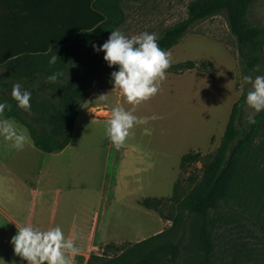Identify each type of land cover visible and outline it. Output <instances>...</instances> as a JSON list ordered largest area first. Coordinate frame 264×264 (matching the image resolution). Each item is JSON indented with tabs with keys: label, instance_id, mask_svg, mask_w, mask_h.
<instances>
[{
	"label": "trees",
	"instance_id": "trees-1",
	"mask_svg": "<svg viewBox=\"0 0 264 264\" xmlns=\"http://www.w3.org/2000/svg\"><path fill=\"white\" fill-rule=\"evenodd\" d=\"M61 0H30L8 12L17 25L32 22L36 13L57 12ZM149 0H94L88 9L0 41V102L10 104L4 117L24 126L36 148L49 154L64 151L73 138L75 121L87 102L91 88H112L110 74L116 70L96 55H87L93 44L107 40L111 30L127 23V4ZM261 0H193L187 18L164 28L156 37L165 51L175 48L203 21L224 16L238 44L241 78L264 75V26L251 22L253 8ZM56 53L55 65L48 60ZM64 75L55 83L47 76ZM189 71L214 76L212 62L186 61L171 65L166 73ZM31 92L30 111L16 106L11 96L15 83ZM245 83L233 104L219 147L210 154L191 151L181 159L188 173L176 181L169 198L140 202L171 222V227L143 241L121 245L109 243L92 254L86 264H224L217 232L224 225L249 228L264 235V111L248 123ZM199 168L189 170L191 165ZM226 264V263H225Z\"/></svg>",
	"mask_w": 264,
	"mask_h": 264
},
{
	"label": "rangeland",
	"instance_id": "rangeland-1",
	"mask_svg": "<svg viewBox=\"0 0 264 264\" xmlns=\"http://www.w3.org/2000/svg\"><path fill=\"white\" fill-rule=\"evenodd\" d=\"M191 1L149 0L127 4L124 9L127 23L121 32L131 37L146 31L157 37L164 28L187 18ZM250 19L264 26V0L253 8ZM168 53L171 65L209 61L215 65L216 73L214 76L198 71L182 75L166 73L158 94L137 105L133 112L146 122L135 125L119 149L105 133L112 107L132 109L119 89L94 85L90 90V106L77 118L80 120L75 124L72 142L64 152L72 163L69 186L72 190H63L62 198H70L72 211L65 210L67 215L58 212L57 224L64 219L66 225L73 224L75 206L81 201L79 215L85 220L81 223L91 226L95 218L98 221L100 242L88 255L99 253L105 244L140 242L160 229L171 227L170 221L163 226L159 215L143 208L140 202L171 197L176 181L188 176L180 169L182 157L191 151L210 154L219 147L232 106L242 95L245 82L241 78L238 44L224 16L199 23ZM87 55L103 58L104 53L92 49L82 57ZM101 95L106 97L99 100ZM252 111L248 108L247 114ZM200 166L191 165L189 170ZM77 168H81L80 173ZM65 183L60 186L67 189ZM216 240L220 249L218 258L224 264H264L263 234L224 225Z\"/></svg>",
	"mask_w": 264,
	"mask_h": 264
},
{
	"label": "clouds",
	"instance_id": "clouds-1",
	"mask_svg": "<svg viewBox=\"0 0 264 264\" xmlns=\"http://www.w3.org/2000/svg\"><path fill=\"white\" fill-rule=\"evenodd\" d=\"M93 49L97 53H104L103 59L109 68L115 66L116 70L110 74L113 88L119 89L126 102L132 105L131 110L112 107L110 118L105 122L108 139L119 149L131 134L130 130L146 122L133 112L137 105L148 101L160 91L161 83L167 78L166 70L171 66L170 53L159 47L154 33L145 31L128 37L119 29L111 30L108 39L102 45L93 44ZM58 58L56 53L52 54L48 60L49 65H55ZM63 75L62 71H55L46 79L47 82L55 83ZM243 81L251 84L245 104L253 110L248 115V123L254 124L255 115L264 111V75L254 79L245 75ZM31 95L19 82L12 86L11 96L17 102L16 106L26 112L31 109ZM105 97L101 95L98 99L103 100ZM11 108L10 104L0 102V138L11 142V146L19 150L30 142V137L21 125L4 117L5 111H11ZM10 242L14 253L22 261H27V264H74V257L80 253V248L74 244L73 239L64 235L59 225L41 230L25 224L17 227Z\"/></svg>",
	"mask_w": 264,
	"mask_h": 264
},
{
	"label": "crops",
	"instance_id": "crops-1",
	"mask_svg": "<svg viewBox=\"0 0 264 264\" xmlns=\"http://www.w3.org/2000/svg\"><path fill=\"white\" fill-rule=\"evenodd\" d=\"M23 1L25 0H0V41L88 9L94 2L61 0L60 8L57 12L53 11L52 15L49 11L36 13L32 22L26 24L20 22L21 24L15 25L8 20V12L17 9V5L21 6ZM88 106L89 99L80 109L78 116ZM22 127L30 137L28 130ZM65 150L55 154L45 153L34 146L31 137L23 149L17 150L11 146V142L0 138V264H27V261H22L14 253L10 242L17 232V227H23L25 224H31L41 230L59 225L64 235L73 239L74 244L80 248V253L74 257V264H86L93 254L92 252L88 255L87 252L96 249V243L100 242L97 239V219L95 218L91 226H88L83 216L79 215L82 210L81 201L75 206L76 217L73 224L66 225L65 219L57 224L58 212L67 215L65 210L72 211L70 198H62L63 190L66 192L72 190V187H69L72 163L68 161L69 158L64 157ZM76 171L80 173L81 168H77ZM65 181L67 189L60 186H65ZM62 218L64 217L60 216V219ZM82 219L84 221L81 223ZM162 223L164 226L163 220ZM162 231L163 229H160L158 233Z\"/></svg>",
	"mask_w": 264,
	"mask_h": 264
}]
</instances>
